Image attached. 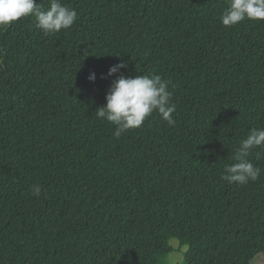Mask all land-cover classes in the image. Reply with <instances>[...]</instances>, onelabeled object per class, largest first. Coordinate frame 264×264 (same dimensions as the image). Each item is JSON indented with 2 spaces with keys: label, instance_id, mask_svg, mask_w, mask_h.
<instances>
[{
  "label": "trees",
  "instance_id": "trees-1",
  "mask_svg": "<svg viewBox=\"0 0 264 264\" xmlns=\"http://www.w3.org/2000/svg\"><path fill=\"white\" fill-rule=\"evenodd\" d=\"M61 2L68 30L0 27V264H169L173 240L182 264L264 256V150L258 180L221 178L264 128V21L223 26L228 0ZM121 74L169 81L175 125L115 138L94 113Z\"/></svg>",
  "mask_w": 264,
  "mask_h": 264
},
{
  "label": "clouds",
  "instance_id": "clouds-1",
  "mask_svg": "<svg viewBox=\"0 0 264 264\" xmlns=\"http://www.w3.org/2000/svg\"><path fill=\"white\" fill-rule=\"evenodd\" d=\"M29 17L35 19L37 29L45 35H53L70 29L78 14L61 0H50L47 9L37 5L36 0H0V27ZM220 20L225 27H234L246 20L264 21V0H228ZM126 68L125 63L114 65L109 69L108 76H114ZM95 79V74H90L89 80L94 82ZM172 97L170 82L159 75L126 77L121 74L113 81L106 95V106L99 107L94 116L114 125L113 135L117 139L129 130L142 127L154 112H158L169 126H174L176 121L173 115L177 107ZM257 148L264 150V128H252L240 141L234 155L235 163L225 166L221 178L229 184L239 185L258 180L262 169L250 159ZM30 191L33 196L39 197L42 189L39 184H33ZM249 264H253V261H249Z\"/></svg>",
  "mask_w": 264,
  "mask_h": 264
},
{
  "label": "rangeland",
  "instance_id": "rangeland-1",
  "mask_svg": "<svg viewBox=\"0 0 264 264\" xmlns=\"http://www.w3.org/2000/svg\"><path fill=\"white\" fill-rule=\"evenodd\" d=\"M171 246L174 249V253L169 255L167 257V262L169 264H182L185 260L184 254L188 251V247H182L180 246L179 242L177 240L171 241ZM151 261L156 262L154 258H150ZM150 261V260H149ZM253 264H264V256H258Z\"/></svg>",
  "mask_w": 264,
  "mask_h": 264
}]
</instances>
